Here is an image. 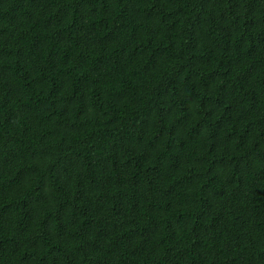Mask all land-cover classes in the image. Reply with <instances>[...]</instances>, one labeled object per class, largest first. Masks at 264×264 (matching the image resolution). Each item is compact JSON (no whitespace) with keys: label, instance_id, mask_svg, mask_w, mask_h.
<instances>
[{"label":"trees","instance_id":"1","mask_svg":"<svg viewBox=\"0 0 264 264\" xmlns=\"http://www.w3.org/2000/svg\"><path fill=\"white\" fill-rule=\"evenodd\" d=\"M0 264H264V0H0Z\"/></svg>","mask_w":264,"mask_h":264}]
</instances>
